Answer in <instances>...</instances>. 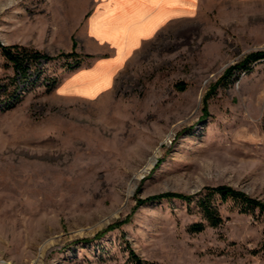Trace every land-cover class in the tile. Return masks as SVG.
<instances>
[{
  "label": "rangeland",
  "instance_id": "1",
  "mask_svg": "<svg viewBox=\"0 0 264 264\" xmlns=\"http://www.w3.org/2000/svg\"><path fill=\"white\" fill-rule=\"evenodd\" d=\"M94 5L0 0V43L83 53ZM257 51L264 0H199L93 98L48 85L70 58L23 88L0 48V264H264V212L215 196L213 226L197 203L217 185L264 203V58L222 79ZM165 192L192 198L137 204Z\"/></svg>",
  "mask_w": 264,
  "mask_h": 264
},
{
  "label": "crops",
  "instance_id": "2",
  "mask_svg": "<svg viewBox=\"0 0 264 264\" xmlns=\"http://www.w3.org/2000/svg\"><path fill=\"white\" fill-rule=\"evenodd\" d=\"M199 0L137 2L95 0L85 32L82 62L67 69L56 92L93 98L108 91L128 58L169 19L193 11ZM90 54L91 56H86Z\"/></svg>",
  "mask_w": 264,
  "mask_h": 264
},
{
  "label": "trees",
  "instance_id": "3",
  "mask_svg": "<svg viewBox=\"0 0 264 264\" xmlns=\"http://www.w3.org/2000/svg\"><path fill=\"white\" fill-rule=\"evenodd\" d=\"M0 48L3 56L9 62V64L13 67L16 76L19 77L20 82H22L23 88H26L29 83L32 82L30 80V76L33 72H36V78H39L42 72V66L49 61H52L58 57H66L70 58L69 61H66L67 69L74 68L81 64L82 62V54L77 52L73 49L70 52H60L58 55H50L48 53L42 52L41 50L30 48L20 44H11V45H4L0 43ZM86 56H91L90 54H86ZM264 58V51H257L249 54L242 62H238L230 66L225 74L223 75V80L229 78L236 69H244L249 70L251 68V64L255 61ZM15 80V79H14ZM58 79L53 77L51 82L48 84L50 87L54 86L57 83ZM15 87L12 91H7V88L4 90L5 97L4 99L7 101L6 103L9 104L14 103L15 101L19 100L20 92H17V83L16 80L14 82ZM206 193L203 197L198 198V205L200 206L201 210L204 213V216L209 220L210 224L213 226L218 225L222 218L218 213L217 205L214 202V197L218 196V198L225 202L229 199L234 200L235 202L240 203L243 208H258L261 212H264V203L260 200L249 196L245 192L235 189L232 186L228 185H217V186H209L206 187ZM171 197H179L182 199L190 200L192 197L190 195H186L183 193H174V192H165L158 195L151 196L149 198H142L138 199L137 204H141L147 202L148 200L152 199H162V198H171ZM123 220L117 221L110 226H108L101 234H105L111 228L116 227L117 225L121 224ZM198 228H202L203 224L198 223ZM100 236V235H99ZM86 241V240H84ZM264 249V245H263ZM131 257L133 258L135 264H145L144 261L140 260L133 251H130Z\"/></svg>",
  "mask_w": 264,
  "mask_h": 264
},
{
  "label": "snow or ice",
  "instance_id": "4",
  "mask_svg": "<svg viewBox=\"0 0 264 264\" xmlns=\"http://www.w3.org/2000/svg\"><path fill=\"white\" fill-rule=\"evenodd\" d=\"M137 2H152V3H158V2H178V0H137Z\"/></svg>",
  "mask_w": 264,
  "mask_h": 264
},
{
  "label": "bare ground",
  "instance_id": "5",
  "mask_svg": "<svg viewBox=\"0 0 264 264\" xmlns=\"http://www.w3.org/2000/svg\"><path fill=\"white\" fill-rule=\"evenodd\" d=\"M154 159H155V158L151 159V160L149 161L148 165H151ZM138 178H139V177H138L137 175L134 176V179H135V180H137ZM132 192H133V187L130 186V187H129V194H131Z\"/></svg>",
  "mask_w": 264,
  "mask_h": 264
}]
</instances>
